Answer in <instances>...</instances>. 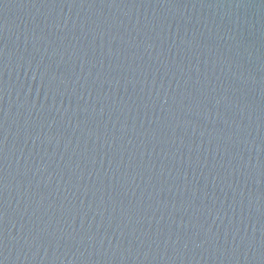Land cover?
<instances>
[{"label":"water","instance_id":"obj_1","mask_svg":"<svg viewBox=\"0 0 264 264\" xmlns=\"http://www.w3.org/2000/svg\"><path fill=\"white\" fill-rule=\"evenodd\" d=\"M0 264H264V0H0Z\"/></svg>","mask_w":264,"mask_h":264}]
</instances>
